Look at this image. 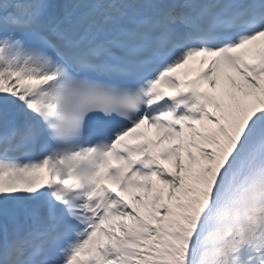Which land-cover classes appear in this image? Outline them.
Listing matches in <instances>:
<instances>
[{"label": "snow or ice", "instance_id": "snow-or-ice-1", "mask_svg": "<svg viewBox=\"0 0 264 264\" xmlns=\"http://www.w3.org/2000/svg\"><path fill=\"white\" fill-rule=\"evenodd\" d=\"M0 264H264V0H0Z\"/></svg>", "mask_w": 264, "mask_h": 264}]
</instances>
